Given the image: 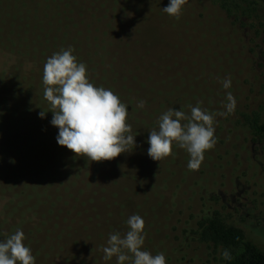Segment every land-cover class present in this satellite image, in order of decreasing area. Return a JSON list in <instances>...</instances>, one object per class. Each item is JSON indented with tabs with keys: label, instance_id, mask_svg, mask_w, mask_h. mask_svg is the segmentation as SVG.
<instances>
[{
	"label": "rangeland",
	"instance_id": "1",
	"mask_svg": "<svg viewBox=\"0 0 264 264\" xmlns=\"http://www.w3.org/2000/svg\"><path fill=\"white\" fill-rule=\"evenodd\" d=\"M249 1L259 17L242 25L215 0H187L178 20L163 12L169 0H0V194L9 193L0 239L22 230L38 264H117L103 248L136 214L143 250L164 253L166 264H201L188 263L204 251L191 230L218 211L264 249V150L249 129L264 120V0ZM67 48L102 77L88 78L94 86L130 107L136 145L111 161L89 162L56 142L43 68ZM228 92L236 108L215 115L216 143L198 170L175 145L159 162L148 156L164 112L199 105L218 114Z\"/></svg>",
	"mask_w": 264,
	"mask_h": 264
},
{
	"label": "clouds",
	"instance_id": "2",
	"mask_svg": "<svg viewBox=\"0 0 264 264\" xmlns=\"http://www.w3.org/2000/svg\"><path fill=\"white\" fill-rule=\"evenodd\" d=\"M187 0H169L163 12L179 19ZM44 98L49 102L50 124L58 129L56 142L89 162L111 161L127 153L136 145L132 126L127 122L129 109L110 89L96 87L87 75V66L78 63L73 49L67 48L52 54L43 68ZM231 79L222 81L225 90ZM225 111L209 113L199 105L191 107V114L169 108L158 121V130L149 132L147 154L153 161H161L172 153L173 145L189 154L188 169L198 170L206 151L214 148L215 115L226 116L234 112L236 100L227 93ZM146 101L140 100L137 108L144 109ZM48 113V112H47ZM41 119L46 112L40 111ZM116 182V181H115ZM129 230L121 236L109 235L103 248L105 260L116 257L117 264H166L164 253L152 255L142 250L145 243L144 220L139 215L127 219ZM22 230L0 239V264H35L31 248L26 246ZM225 259L230 254L223 252Z\"/></svg>",
	"mask_w": 264,
	"mask_h": 264
},
{
	"label": "trees",
	"instance_id": "3",
	"mask_svg": "<svg viewBox=\"0 0 264 264\" xmlns=\"http://www.w3.org/2000/svg\"><path fill=\"white\" fill-rule=\"evenodd\" d=\"M215 1L220 9L224 10L228 16L233 19L232 24L239 21L242 25H245V19L259 17L258 8L254 7L249 0ZM241 19L243 20L241 21ZM87 75L88 78L94 76L97 78L101 77L98 74H91L90 72H88ZM100 87H104L103 83ZM128 109H130V107ZM249 129L255 147L264 150V120H261L260 117L255 118L251 121ZM10 180L12 181V178ZM6 194H9L8 191L3 190V194H0V199H4ZM123 202L127 203L128 201ZM191 234V242H198L199 245L204 247L203 254H193L194 257L189 261L188 255H186L180 258L181 261L187 260L188 263L194 262L196 259L195 257H197L201 259L199 261L201 264H264V249L260 248L255 242L249 240L243 229L229 224L225 217L218 211L204 218H200L196 228L191 230ZM225 250L230 254L229 259L223 257V252ZM171 254H173V252ZM174 255L180 256L176 253H174Z\"/></svg>",
	"mask_w": 264,
	"mask_h": 264
}]
</instances>
